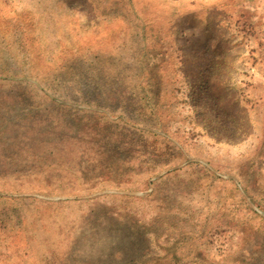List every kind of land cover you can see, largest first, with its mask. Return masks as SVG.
<instances>
[{
    "label": "rangeland",
    "instance_id": "rangeland-1",
    "mask_svg": "<svg viewBox=\"0 0 264 264\" xmlns=\"http://www.w3.org/2000/svg\"><path fill=\"white\" fill-rule=\"evenodd\" d=\"M0 264H264V0H0Z\"/></svg>",
    "mask_w": 264,
    "mask_h": 264
}]
</instances>
